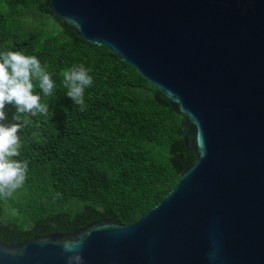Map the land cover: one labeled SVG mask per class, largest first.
I'll return each mask as SVG.
<instances>
[{
	"label": "water",
	"instance_id": "water-1",
	"mask_svg": "<svg viewBox=\"0 0 264 264\" xmlns=\"http://www.w3.org/2000/svg\"><path fill=\"white\" fill-rule=\"evenodd\" d=\"M186 118L194 162L132 223L0 240V264H264V0H46Z\"/></svg>",
	"mask_w": 264,
	"mask_h": 264
},
{
	"label": "trees",
	"instance_id": "trees-1",
	"mask_svg": "<svg viewBox=\"0 0 264 264\" xmlns=\"http://www.w3.org/2000/svg\"><path fill=\"white\" fill-rule=\"evenodd\" d=\"M24 50L53 73L47 114L15 113L24 126L25 185L0 197V240L73 232L94 221L136 222L178 181L196 154L183 142L186 118L155 86L104 46L87 44L46 0H0V51ZM92 69L85 110L62 86L73 65ZM37 85L38 80L33 81Z\"/></svg>",
	"mask_w": 264,
	"mask_h": 264
},
{
	"label": "clouds",
	"instance_id": "clouds-1",
	"mask_svg": "<svg viewBox=\"0 0 264 264\" xmlns=\"http://www.w3.org/2000/svg\"><path fill=\"white\" fill-rule=\"evenodd\" d=\"M92 69L83 64L73 65L63 72L62 86L66 97L85 110L86 89L94 83ZM53 73L46 71L36 55L25 54L24 50L0 51V197H11L27 180L29 161L21 156L22 142L19 135L23 129L17 115L9 121L6 105H12L15 113L31 116L47 114L49 104L41 102L52 97L55 89ZM38 80L37 85L33 81ZM67 264H82L83 258L74 245H63Z\"/></svg>",
	"mask_w": 264,
	"mask_h": 264
}]
</instances>
